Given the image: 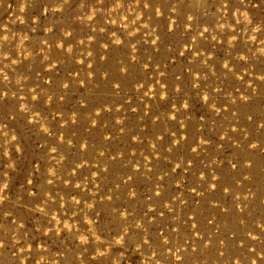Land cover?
<instances>
[{
    "label": "rangeland",
    "instance_id": "1",
    "mask_svg": "<svg viewBox=\"0 0 264 264\" xmlns=\"http://www.w3.org/2000/svg\"><path fill=\"white\" fill-rule=\"evenodd\" d=\"M5 183L0 264H264V0H0Z\"/></svg>",
    "mask_w": 264,
    "mask_h": 264
},
{
    "label": "clouds",
    "instance_id": "2",
    "mask_svg": "<svg viewBox=\"0 0 264 264\" xmlns=\"http://www.w3.org/2000/svg\"><path fill=\"white\" fill-rule=\"evenodd\" d=\"M34 99H35V97H34ZM205 99H206V97H205ZM45 131L47 132V129H45ZM29 183H31V181H29ZM48 183L51 184L52 180H48ZM7 187H8V185L6 183L3 185V187H0V200H3L4 196L2 193L4 192L5 188H7ZM77 203H79V201H77ZM80 239L84 243L87 242L85 237H81ZM117 243H120V241H117ZM2 246H3V244L0 243V247H2Z\"/></svg>",
    "mask_w": 264,
    "mask_h": 264
}]
</instances>
